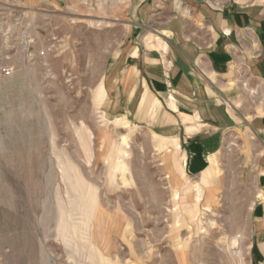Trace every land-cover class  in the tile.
I'll return each mask as SVG.
<instances>
[{
  "label": "rangeland",
  "instance_id": "obj_1",
  "mask_svg": "<svg viewBox=\"0 0 264 264\" xmlns=\"http://www.w3.org/2000/svg\"><path fill=\"white\" fill-rule=\"evenodd\" d=\"M128 16L102 0H0V264H240L236 251L248 264L252 145L227 134L219 192L244 189L207 209L178 152L105 113Z\"/></svg>",
  "mask_w": 264,
  "mask_h": 264
},
{
  "label": "crops",
  "instance_id": "obj_2",
  "mask_svg": "<svg viewBox=\"0 0 264 264\" xmlns=\"http://www.w3.org/2000/svg\"><path fill=\"white\" fill-rule=\"evenodd\" d=\"M102 2L130 14L124 47L104 76L105 113L148 128L178 152L207 209L218 195L240 199L244 189L219 192L233 161L227 134L252 145L253 186L244 190L253 203L242 235L247 263L264 264V0Z\"/></svg>",
  "mask_w": 264,
  "mask_h": 264
},
{
  "label": "bare ground",
  "instance_id": "obj_3",
  "mask_svg": "<svg viewBox=\"0 0 264 264\" xmlns=\"http://www.w3.org/2000/svg\"><path fill=\"white\" fill-rule=\"evenodd\" d=\"M238 239L236 238V237H233L230 241L231 242H234V241H237ZM237 243V242H236ZM236 245V244H235ZM236 257L238 258V260H239V263L240 264H242L241 262H242V259H243V255H242V252L241 251H236ZM182 260H184V259H182Z\"/></svg>",
  "mask_w": 264,
  "mask_h": 264
}]
</instances>
